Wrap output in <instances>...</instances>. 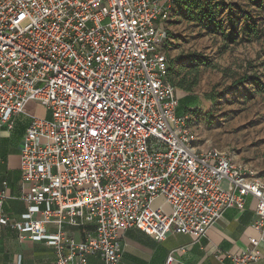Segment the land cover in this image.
<instances>
[{"label":"built area","instance_id":"2783aa9c","mask_svg":"<svg viewBox=\"0 0 264 264\" xmlns=\"http://www.w3.org/2000/svg\"><path fill=\"white\" fill-rule=\"evenodd\" d=\"M172 3L0 0V131L28 120L15 198L25 211L8 216L11 197L0 190V232L52 247L54 264H120L129 229L157 242L171 233L202 239L248 197L257 238L221 264L260 258L264 182L221 150L200 148L178 114L164 49ZM159 198L169 212L153 207Z\"/></svg>","mask_w":264,"mask_h":264},{"label":"rangeland","instance_id":"374dc122","mask_svg":"<svg viewBox=\"0 0 264 264\" xmlns=\"http://www.w3.org/2000/svg\"><path fill=\"white\" fill-rule=\"evenodd\" d=\"M213 1L218 4L214 9L216 21L224 32L230 31L229 21L236 24L237 30L241 28L244 12L259 31V37L247 38L239 33L234 42H227L214 25L192 21L176 6L165 25L164 49L168 59L197 52L216 65V68L200 67L199 83L191 95L179 92L180 98L189 99L187 115L197 135V144L202 149L221 150L234 165L251 170L264 182V94L250 83L232 85L240 75L264 74V0ZM179 64H175L174 70ZM29 112L38 118L48 116L47 110L38 105H31ZM13 121L16 125L8 142L15 149L28 120L17 122L14 118ZM159 206L169 212L162 203Z\"/></svg>","mask_w":264,"mask_h":264},{"label":"crops","instance_id":"0c3cea01","mask_svg":"<svg viewBox=\"0 0 264 264\" xmlns=\"http://www.w3.org/2000/svg\"><path fill=\"white\" fill-rule=\"evenodd\" d=\"M22 117V119H20ZM15 117L17 122L26 119ZM27 122V121H26ZM16 125V124H15ZM4 127L0 131V190H6L11 199L4 202V212L10 217H19L25 211V204L15 199L20 192L19 149L23 135L13 149L8 142L11 131ZM26 129V128H25ZM7 177L6 187L2 185ZM168 207L164 200L157 199L153 207L159 204ZM256 201L246 198L242 206L227 209L221 218L208 230L206 236L195 240L189 236L171 233L162 242L155 241L137 229H129L121 235L123 253L120 264H166L172 251L171 264H221L229 263L230 255H238L249 247L250 240L257 238L253 229ZM168 210V209H167ZM54 264L56 256L52 247L43 242L28 239L21 240L18 233L9 228L0 232V264ZM89 264H101L95 258H89ZM249 264H264V248H261L259 260Z\"/></svg>","mask_w":264,"mask_h":264},{"label":"trees","instance_id":"16d2710c","mask_svg":"<svg viewBox=\"0 0 264 264\" xmlns=\"http://www.w3.org/2000/svg\"><path fill=\"white\" fill-rule=\"evenodd\" d=\"M176 6H179L191 20L206 21V25H214L215 28L221 31L223 39L227 42H234L239 33L247 35V38H250L252 35L255 38L259 37V31L251 24V18L244 12L245 21L243 26L237 30L236 24L233 21H229L231 24L230 31L224 32L219 22L216 21L214 9L218 4L213 0H173L171 12ZM176 63H180L179 70H174ZM168 66L167 80L187 96L193 93L194 88L199 83L201 66L216 68V65L206 56L197 52H188L180 54L173 59H168ZM246 83L252 84L258 92L264 94V74L252 73L240 75L234 78L232 85L238 87ZM188 101L189 99L186 96L179 99L178 114L187 115L189 111ZM5 183L7 184V177Z\"/></svg>","mask_w":264,"mask_h":264}]
</instances>
